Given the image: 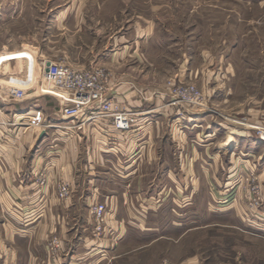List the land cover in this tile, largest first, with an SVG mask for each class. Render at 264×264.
I'll return each mask as SVG.
<instances>
[{"label":"crops","instance_id":"1","mask_svg":"<svg viewBox=\"0 0 264 264\" xmlns=\"http://www.w3.org/2000/svg\"><path fill=\"white\" fill-rule=\"evenodd\" d=\"M116 62L106 55L100 64L111 76L108 96L137 112L124 132L111 129L108 117L76 125L39 82L38 92L0 80L26 92L0 100V264H163L153 259L157 246L168 254L206 214L232 207L242 215L245 199L236 188L222 196L230 200L223 208L208 207L236 173L243 171L238 182L245 185L255 170L264 197V143L238 132L236 116L220 107L219 72L197 82L211 105L198 111L169 104V84H141ZM246 101L264 105V97ZM244 118L263 122L264 106ZM60 181L70 184L66 198L58 195ZM96 202L106 204L99 231L91 213ZM52 238L59 240L56 251Z\"/></svg>","mask_w":264,"mask_h":264},{"label":"rangeland","instance_id":"2","mask_svg":"<svg viewBox=\"0 0 264 264\" xmlns=\"http://www.w3.org/2000/svg\"><path fill=\"white\" fill-rule=\"evenodd\" d=\"M106 55L141 84L194 83L200 89L201 77L219 72L220 107L242 119L264 106L246 103L264 97V3L0 0L1 81L36 87L43 59L105 67L100 63ZM207 106L210 110L209 102ZM242 172L234 183L226 181L220 187L225 193L211 197L208 205L223 208L230 200L222 196L236 188L245 199L242 215L236 216L232 207L220 215L204 209L206 215L197 223L201 227L188 231L168 254L163 245L157 246L153 259L164 258L163 264L184 259L188 264H264L262 182L253 170L261 201L251 208L249 181L238 182Z\"/></svg>","mask_w":264,"mask_h":264},{"label":"built area","instance_id":"3","mask_svg":"<svg viewBox=\"0 0 264 264\" xmlns=\"http://www.w3.org/2000/svg\"><path fill=\"white\" fill-rule=\"evenodd\" d=\"M109 77L110 73L102 66L75 68L62 60L43 59L39 85L42 91L57 96L60 102L59 112L66 118L76 120V125L79 126L86 120L108 117L111 129L121 132L128 131L137 122V112L120 106L108 96ZM0 89H2L0 100H20L26 95L22 88L1 87L0 85ZM168 94L169 104L198 111L208 110L203 91L194 83H169ZM234 121L238 124L242 135L251 131L257 139L264 141L263 122H252L246 118L234 119ZM39 182L44 183L45 180L41 178ZM70 191V184L67 181L58 183L60 197H68ZM247 192L251 208L260 204V192L252 177L249 179ZM105 212V202H96L91 206L96 231L102 227ZM49 245L51 251H56L59 247V240L52 238Z\"/></svg>","mask_w":264,"mask_h":264},{"label":"bare ground","instance_id":"4","mask_svg":"<svg viewBox=\"0 0 264 264\" xmlns=\"http://www.w3.org/2000/svg\"><path fill=\"white\" fill-rule=\"evenodd\" d=\"M239 132V131H238Z\"/></svg>","mask_w":264,"mask_h":264}]
</instances>
